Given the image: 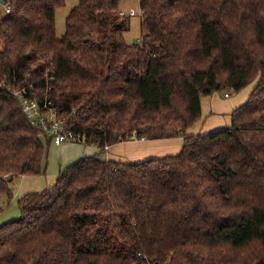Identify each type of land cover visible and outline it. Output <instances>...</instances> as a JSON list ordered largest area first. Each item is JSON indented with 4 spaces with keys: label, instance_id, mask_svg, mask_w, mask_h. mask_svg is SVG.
<instances>
[{
    "label": "trees",
    "instance_id": "trees-1",
    "mask_svg": "<svg viewBox=\"0 0 264 264\" xmlns=\"http://www.w3.org/2000/svg\"><path fill=\"white\" fill-rule=\"evenodd\" d=\"M66 1L6 0L0 12V196L46 172L52 143L16 92L51 102L101 151L19 200L0 264H264V0H141L133 44L121 0H78L58 37ZM250 84L230 127L189 135L203 98ZM179 137L176 155H103Z\"/></svg>",
    "mask_w": 264,
    "mask_h": 264
},
{
    "label": "rangeland",
    "instance_id": "rangeland-1",
    "mask_svg": "<svg viewBox=\"0 0 264 264\" xmlns=\"http://www.w3.org/2000/svg\"><path fill=\"white\" fill-rule=\"evenodd\" d=\"M77 4H78V0H67L64 6L57 9L56 11V34L58 37L62 36L65 33L66 19L68 15L70 14V12L72 11V9ZM7 6H8L7 3L5 5L0 3L1 15H5L10 11V9ZM120 6L123 10H125V12H129L130 9H135L138 13V15L131 17V28L126 34V39L128 43H131V44L137 43L140 41L144 33V29L141 26V16H140L141 0H121ZM253 85L254 84L252 85L250 84L246 89L243 90V92L239 96H242L243 94H246L247 92L251 91ZM230 94H233V93L230 92ZM224 95H225L224 93L221 94L222 97H224ZM230 116H228L229 118H227L229 127L231 126V117H232ZM200 134L201 133L199 132L198 135ZM100 151H101L100 148L95 145L75 143V144H69V145L64 144L62 146H56L52 142L49 147V156H48V161H47L48 164L46 163L47 164L46 172H44L41 175H36V176L29 175L26 178L21 177V178L15 179L13 181V188H14L13 194L14 195L11 200L7 201L4 195L0 196V206L2 207L0 211V227L8 222H12L20 218L21 213H20V208H19V200L24 195L23 193L26 189H30L28 193H32V192H40V191H43L47 188L54 186L59 176L60 166L66 163V161L70 160L71 157L77 156V155L93 156V154L96 155ZM114 151L120 156L126 155L128 151V147L126 145L114 146V148L111 149L110 153H115ZM180 151L178 153H180ZM178 153L167 154V155H176ZM103 155L105 156V158L108 159L109 153L107 151ZM110 155L112 156V154ZM154 157H157V156H154ZM75 159H78V158H75ZM138 161L140 160H134L130 162H138Z\"/></svg>",
    "mask_w": 264,
    "mask_h": 264
},
{
    "label": "crops",
    "instance_id": "crops-1",
    "mask_svg": "<svg viewBox=\"0 0 264 264\" xmlns=\"http://www.w3.org/2000/svg\"><path fill=\"white\" fill-rule=\"evenodd\" d=\"M121 10L125 11L122 8ZM242 92L243 91L239 93L225 94L224 97L221 96L222 93H215L212 96L203 98L202 119L196 125H194L192 128L189 129L188 132L189 135H198L199 132L201 134H206L216 131L217 129L220 128L222 129L225 127H229L228 126L229 123L227 121V118H229L228 116L230 115L232 116V113L236 110V108L242 106L249 99L252 90L247 92L246 94H243L242 96H239ZM231 122H232V117H231ZM68 143L75 144L71 142H65L60 145L57 144L55 145L56 146H62L64 144L69 145ZM183 144H184V140L182 137L172 138V139H161V140H133V141L119 142L116 145L111 146L109 150H107V152L109 153L108 159H116V160L118 159L120 161H127V160L142 161L149 159L150 157L152 158L154 156L163 157L166 156L167 154L178 153L182 149ZM121 145H126L128 147V151L126 155L120 156L115 151H114L115 153H110L111 149H113L114 146H121ZM110 154H112V156ZM79 156L81 155L73 156L70 158V160L66 161V163L61 165L59 174L69 165L79 160L80 158L91 155H83L81 157ZM28 176L29 175L23 176V178L24 177L26 178ZM29 190L30 189H26L23 193L24 194L23 196H25L26 193L28 194Z\"/></svg>",
    "mask_w": 264,
    "mask_h": 264
},
{
    "label": "built area",
    "instance_id": "built-area-1",
    "mask_svg": "<svg viewBox=\"0 0 264 264\" xmlns=\"http://www.w3.org/2000/svg\"><path fill=\"white\" fill-rule=\"evenodd\" d=\"M122 16H136L138 13L135 10L129 12L121 11ZM51 88H48L50 91ZM22 92H16V96L21 99L24 112L26 113L33 126L41 129L42 135L51 139L54 144L60 145L65 142L71 143H85L86 135L82 133L74 132L69 128L68 124L62 119L57 118L56 110L51 107V102H45L41 107L36 101H29L24 98ZM109 146H106V151L109 150Z\"/></svg>",
    "mask_w": 264,
    "mask_h": 264
},
{
    "label": "water",
    "instance_id": "water-1",
    "mask_svg": "<svg viewBox=\"0 0 264 264\" xmlns=\"http://www.w3.org/2000/svg\"><path fill=\"white\" fill-rule=\"evenodd\" d=\"M0 3L5 5L6 4V0H0ZM10 179H12V178H10Z\"/></svg>",
    "mask_w": 264,
    "mask_h": 264
}]
</instances>
